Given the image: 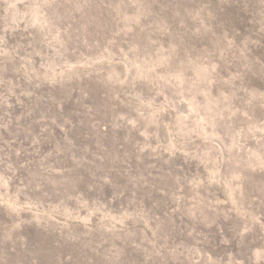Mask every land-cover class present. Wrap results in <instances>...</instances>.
<instances>
[{"label": "rangeland", "instance_id": "obj_1", "mask_svg": "<svg viewBox=\"0 0 264 264\" xmlns=\"http://www.w3.org/2000/svg\"><path fill=\"white\" fill-rule=\"evenodd\" d=\"M0 264H264V0H0Z\"/></svg>", "mask_w": 264, "mask_h": 264}]
</instances>
